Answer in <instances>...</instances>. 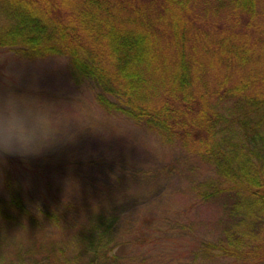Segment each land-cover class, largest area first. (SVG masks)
Wrapping results in <instances>:
<instances>
[{
    "label": "trees",
    "instance_id": "obj_1",
    "mask_svg": "<svg viewBox=\"0 0 264 264\" xmlns=\"http://www.w3.org/2000/svg\"><path fill=\"white\" fill-rule=\"evenodd\" d=\"M0 50L66 58L107 114L211 166L199 196L229 197L236 224L205 253L264 261V0H0ZM14 182L0 220H33Z\"/></svg>",
    "mask_w": 264,
    "mask_h": 264
},
{
    "label": "rangeland",
    "instance_id": "obj_2",
    "mask_svg": "<svg viewBox=\"0 0 264 264\" xmlns=\"http://www.w3.org/2000/svg\"><path fill=\"white\" fill-rule=\"evenodd\" d=\"M4 95L35 99L63 120L41 153L0 156V201L19 179L35 220H0V264H264L205 253L203 243L216 244L236 224L229 197L199 196L214 169L107 114L89 84L73 82L66 58L30 62L0 50ZM101 204H112L109 218L95 215Z\"/></svg>",
    "mask_w": 264,
    "mask_h": 264
},
{
    "label": "clouds",
    "instance_id": "obj_3",
    "mask_svg": "<svg viewBox=\"0 0 264 264\" xmlns=\"http://www.w3.org/2000/svg\"><path fill=\"white\" fill-rule=\"evenodd\" d=\"M62 120L54 108L35 99L0 96V156L41 153L57 139Z\"/></svg>",
    "mask_w": 264,
    "mask_h": 264
}]
</instances>
